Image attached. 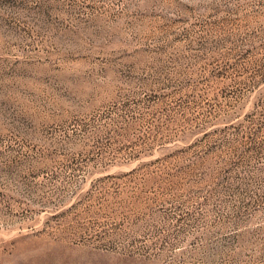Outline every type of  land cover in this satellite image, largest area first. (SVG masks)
Instances as JSON below:
<instances>
[{"label": "rangeland", "instance_id": "obj_1", "mask_svg": "<svg viewBox=\"0 0 264 264\" xmlns=\"http://www.w3.org/2000/svg\"><path fill=\"white\" fill-rule=\"evenodd\" d=\"M0 264H264V0H0Z\"/></svg>", "mask_w": 264, "mask_h": 264}]
</instances>
